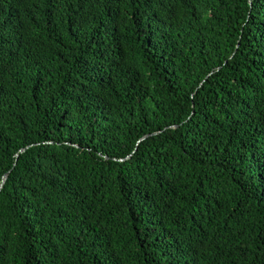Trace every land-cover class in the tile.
I'll use <instances>...</instances> for the list:
<instances>
[{"label": "trees", "instance_id": "trees-1", "mask_svg": "<svg viewBox=\"0 0 264 264\" xmlns=\"http://www.w3.org/2000/svg\"><path fill=\"white\" fill-rule=\"evenodd\" d=\"M0 264H264V0H0Z\"/></svg>", "mask_w": 264, "mask_h": 264}, {"label": "water", "instance_id": "water-1", "mask_svg": "<svg viewBox=\"0 0 264 264\" xmlns=\"http://www.w3.org/2000/svg\"><path fill=\"white\" fill-rule=\"evenodd\" d=\"M4 179H5V177H4ZM4 179H3V180H4Z\"/></svg>", "mask_w": 264, "mask_h": 264}]
</instances>
